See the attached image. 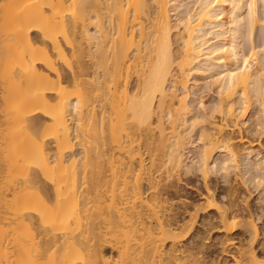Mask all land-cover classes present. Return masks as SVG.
<instances>
[{"label":"bare ground","instance_id":"bare-ground-1","mask_svg":"<svg viewBox=\"0 0 264 264\" xmlns=\"http://www.w3.org/2000/svg\"><path fill=\"white\" fill-rule=\"evenodd\" d=\"M259 1L0 0V264H264L263 149L231 134L257 101L264 132V54L236 33Z\"/></svg>","mask_w":264,"mask_h":264},{"label":"rangeland","instance_id":"rangeland-1","mask_svg":"<svg viewBox=\"0 0 264 264\" xmlns=\"http://www.w3.org/2000/svg\"><path fill=\"white\" fill-rule=\"evenodd\" d=\"M229 8H227L225 11L227 12L225 14L224 12V18L223 20H227L228 18L230 19V11L228 13V10ZM262 9H263V2L262 0L259 1V14L261 15L262 14ZM230 10V9H229ZM246 12H244V14L246 15L245 18L241 21V23L237 26V29L238 31L236 32L237 35H241L240 37V43L242 42V49L243 51L242 52H245L246 54L250 53L249 50L251 49H255L257 51L258 56L259 57H262V55L264 54V30H263V27L260 23L256 24V25H251V22L249 20V17L247 16V13H248V9L245 10ZM243 14V16H244ZM176 17V16H175ZM229 19L227 21H229ZM239 33V34H238ZM233 34H231L232 36ZM230 32L227 34V36L225 37L226 39L224 40H228L230 37ZM228 37V39H227ZM243 53V54H245ZM64 62V61H63ZM65 65H67L66 63H64ZM207 73V74H206ZM206 73H203L200 74V72H197L196 74H194V76L192 77V83L190 81V88L191 90L193 88V93L196 95V97H202V99L204 100V103H205V109L203 110L204 107L202 108H199L200 106H198L196 108V113H199V114H202L205 112V114H207V116H210L211 114V108L213 107V103H215V101L218 100V85L216 83L213 82V76H211L212 74L209 72H206ZM206 74V75H204ZM209 75V76H208ZM264 76V75H263ZM264 78V77H263ZM193 86V87H192ZM197 90V91H196ZM183 91V90H181ZM180 91V92H181ZM190 91V89H189ZM195 91V92H194ZM190 92V93H192ZM197 92V93H196ZM183 93V92H182ZM192 93V94H193ZM201 95V96H200ZM7 105L6 104H3L2 105V108H6ZM198 109V110H197ZM249 115H247L245 117V120L242 119L240 120V124L238 123V125H240L237 129L234 128V131L232 130L231 134H233L236 138V143L237 145H241L243 146L245 144L248 145L246 146L248 149H263L261 150V155H264V132H261V130H255L257 127L261 128L260 125H257L258 122L260 121V118L262 117V112H261V105H260V102L257 101V102H253V104L251 105V107L249 108ZM201 112V113H200ZM210 114V115H209ZM252 115V117H251ZM216 118L218 119L219 116L216 114ZM247 120V121H246ZM243 121V123L241 122ZM244 121L246 123H244ZM207 122H205L206 124ZM208 124V123H207ZM230 132V131H229ZM243 136L244 137V140L240 141L239 138ZM249 142H248V141ZM252 140L254 141V145L253 146H250V141L252 142ZM255 146V147H254ZM244 147V146H243ZM251 147V148H250ZM247 149V150H248ZM255 149V150H256ZM8 151L5 152V154H7ZM237 171V170H236ZM235 170L232 172V175L231 176V179L233 180V184L238 186L239 187V190L242 191V193L245 195L246 194V197H248L247 195H249V199H251V203H252V207L254 208V210H261V207H260V204H261V197L264 195V190H263V187L260 186L258 189H256L255 187H253V185H251L250 189L252 188V190H248V188H246L247 186H244L242 181H241V175L240 173H237ZM161 172V171H160ZM162 173V172H161ZM160 173V174H161ZM159 174V175H160ZM238 174V175H236ZM240 175V177H239ZM190 176H192L191 178H189ZM237 177V178H236ZM183 181L180 183L181 185V195L183 194L185 197L188 198V200H192V201H196V200H199L201 201V199H199V190H201L202 192H206V190L204 189V186H203V182H202V179H201V176L196 174V175H193V174H189V175H183ZM234 178V179H233ZM235 180V181H234ZM213 182L215 183H218L220 185H224V181H223V178H220V180L217 178V176L214 174L213 175ZM48 181L44 180L42 183L43 184H46ZM186 182V184H185ZM189 184V185H187ZM262 187V189H261ZM38 188V187H36ZM199 189V190H198ZM249 191L247 192L246 191ZM261 190V191H260ZM252 191V192H251ZM249 193V194H248ZM180 195V196H181ZM182 195V196H183ZM180 196L176 197L173 201V203L175 204V206H179V205H182V198L180 199ZM202 202V201H201ZM212 213H215L214 210L211 211ZM247 209L245 210V213H247ZM264 216L262 217V219L258 220L259 222V226H262L264 223ZM202 226V225H201ZM199 229L201 230V228L199 227ZM242 228H239V231H241ZM215 234L214 230L211 234V236L215 239L216 238V235H213ZM237 235H240V236H244L242 234H237ZM212 238H208L206 240H203V241H206V245H209L210 242H212ZM204 247H205V244H204ZM236 248H234L235 250ZM209 253V252H208ZM210 256H209V259L210 261H215V259L217 258L219 252L218 251H211L210 253ZM201 256V255H200ZM203 259V258H202ZM231 260V261H230ZM227 264H234L233 261H232V258H228V263Z\"/></svg>","mask_w":264,"mask_h":264}]
</instances>
